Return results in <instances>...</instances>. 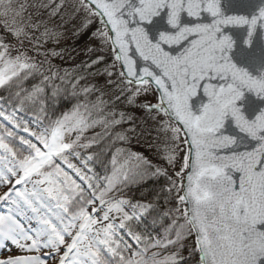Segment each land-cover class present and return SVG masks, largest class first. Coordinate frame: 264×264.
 <instances>
[{
	"label": "snow or ice",
	"instance_id": "obj_1",
	"mask_svg": "<svg viewBox=\"0 0 264 264\" xmlns=\"http://www.w3.org/2000/svg\"><path fill=\"white\" fill-rule=\"evenodd\" d=\"M0 264H264V0H0Z\"/></svg>",
	"mask_w": 264,
	"mask_h": 264
},
{
	"label": "trees",
	"instance_id": "obj_2",
	"mask_svg": "<svg viewBox=\"0 0 264 264\" xmlns=\"http://www.w3.org/2000/svg\"><path fill=\"white\" fill-rule=\"evenodd\" d=\"M70 34V33H69ZM67 45L63 42L58 45L57 47H67L65 52L68 54L69 59L67 61H57V63L62 64L64 68H71L72 64L74 63V60L80 59L84 56V51L87 48V46L90 43L89 36L88 35H82L80 37L71 36V40L68 39ZM65 49V48H64ZM134 147H137L134 145Z\"/></svg>",
	"mask_w": 264,
	"mask_h": 264
},
{
	"label": "rangeland",
	"instance_id": "obj_3",
	"mask_svg": "<svg viewBox=\"0 0 264 264\" xmlns=\"http://www.w3.org/2000/svg\"><path fill=\"white\" fill-rule=\"evenodd\" d=\"M71 36H72V34H66L65 38L61 41V43L63 42L64 44L67 45V41L69 42L68 39L71 40ZM63 48H65V50L67 49V47H63Z\"/></svg>",
	"mask_w": 264,
	"mask_h": 264
}]
</instances>
